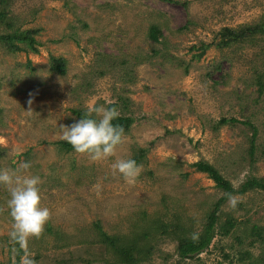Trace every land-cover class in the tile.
<instances>
[{"label": "rangeland", "instance_id": "rangeland-1", "mask_svg": "<svg viewBox=\"0 0 264 264\" xmlns=\"http://www.w3.org/2000/svg\"><path fill=\"white\" fill-rule=\"evenodd\" d=\"M176 1L10 0L12 28L41 32L38 53L9 52L0 44V168L41 178L50 219L39 238L23 246L13 242L8 191L0 186V264L17 262L21 249L17 264L24 257L35 264H106L98 221L110 235L130 234L143 231L146 218L163 222L180 215L201 230L224 192L195 170L191 164L198 160L210 162L234 187L264 176V93L257 84L264 37L218 46L222 27L259 21L264 0ZM152 25L162 30L158 41L149 36ZM0 30L11 29L1 24ZM51 56L65 57L64 74L51 69ZM113 103L135 121L112 156L94 161L56 143L63 140L61 124L81 119L72 109L89 112ZM222 117L257 127L253 156L252 127L217 124ZM140 148L146 156L129 183L113 164ZM229 216L237 220L235 231L216 232L207 250L183 264H231L238 258L264 264V191L232 195L219 206L215 228ZM253 225L261 227L262 240L245 234ZM151 242L153 254L141 264L179 261L172 235L158 230Z\"/></svg>", "mask_w": 264, "mask_h": 264}, {"label": "trees", "instance_id": "trees-1", "mask_svg": "<svg viewBox=\"0 0 264 264\" xmlns=\"http://www.w3.org/2000/svg\"><path fill=\"white\" fill-rule=\"evenodd\" d=\"M170 2H177L176 0H165ZM10 0H0V25L5 24L7 28L11 30H0V44L5 46L9 52L15 51H32L34 53L39 52L40 42L36 38L41 32L40 27H29L27 29H21L20 27L12 28L13 24L8 20V14L10 12ZM149 36L151 39L158 41L162 36V30L157 25H152L149 30ZM220 41L218 46L228 47L236 43L255 44L257 38L264 37V15L262 18L254 23H245L237 27L224 26L219 31ZM207 46L201 47V53L196 57H200L203 54V50ZM50 67L52 70L64 74L66 72V59L65 57H50ZM103 73V72H101ZM257 84L259 85V92L264 93V72L258 74ZM117 104L113 103L109 107L116 108ZM72 112L78 117L82 118L87 114V110L81 108H74ZM134 118L128 114H119L118 118L113 121V124L119 125L124 129V134H127L134 123ZM242 122L252 127V135L250 136L249 154L254 155L256 145L255 141L258 135L257 127L250 120H238L233 117H222L217 124L221 123H239ZM62 149L66 151H74L72 146L64 139L56 142ZM146 149L140 148L131 158L139 165L143 158L146 156ZM1 155V151H0ZM195 170L207 173L215 182L216 186L224 192V194L214 203L211 211H209L207 220L203 224L201 230H194L189 223L182 220L180 215H174L169 221H160L155 218L148 221L143 231L139 230L130 234H114L110 235L103 230L100 222L95 223V229L98 233L97 242L101 245L103 259L106 264H141L150 259L153 254L155 246L151 242L153 232L160 230L163 234L172 235L177 240V255L178 260L175 264H183L184 260L191 258L202 251L207 250L216 232L227 236L233 233L238 225L237 220L229 216L224 222L220 223L218 229L215 225L218 221L219 206L226 202L234 194H245L252 190L264 191V176H250L246 178L238 187H234L232 182L224 177L220 171L214 167L207 160L201 159L191 164ZM51 231V227L47 228ZM217 230V231H216ZM245 234L256 236L262 240V230L258 225H253L249 229H244ZM61 235V233H58ZM239 242H243L240 236H237ZM255 239L252 240L254 242ZM22 253V249L20 250ZM17 255V262L20 260V256ZM228 256V255H227ZM17 262L12 264H17ZM60 263H68L69 259H62ZM231 264H245L243 258H238L236 261L233 259ZM6 264V263H1ZM11 264V263H7Z\"/></svg>", "mask_w": 264, "mask_h": 264}, {"label": "clouds", "instance_id": "clouds-1", "mask_svg": "<svg viewBox=\"0 0 264 264\" xmlns=\"http://www.w3.org/2000/svg\"><path fill=\"white\" fill-rule=\"evenodd\" d=\"M118 116L116 108L96 105L74 123L67 126L61 124L62 138L77 153L87 154L94 161L106 159L114 154L124 136V129L113 124ZM22 167L27 169L29 164L24 162ZM113 168L129 183L135 181L141 170V166L132 158L116 160ZM40 184L38 175H17L15 169L0 168V186L8 191L6 207L11 219L9 238L21 246L30 238H39L50 219V210L42 205ZM231 202L235 204V200ZM21 264L35 262L24 257Z\"/></svg>", "mask_w": 264, "mask_h": 264}]
</instances>
